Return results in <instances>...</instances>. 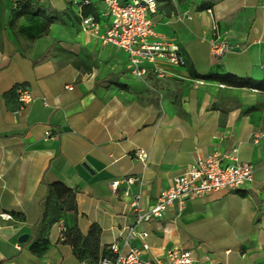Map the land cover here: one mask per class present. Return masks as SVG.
Instances as JSON below:
<instances>
[{"label":"crops","instance_id":"obj_1","mask_svg":"<svg viewBox=\"0 0 264 264\" xmlns=\"http://www.w3.org/2000/svg\"><path fill=\"white\" fill-rule=\"evenodd\" d=\"M15 1H4L5 21ZM39 1L65 12L66 23H52L34 41L0 27V264H83L60 240L58 222L44 254L29 248L40 234L49 184L76 190L78 213L69 222L83 236L100 226L102 255L115 241L127 248L134 194L150 208L187 165L214 152L226 164H252L253 181L192 198L182 211L175 203L163 218L143 223L150 247L141 257L190 249L194 264H264V91L198 77L227 71L264 79V0H158L157 33L178 42L188 58L185 67L167 66L163 78L134 76L123 49L83 30V0ZM88 8L99 14L105 0ZM182 13L192 18L178 19ZM214 25L241 48L214 56ZM19 86L33 97L24 106L17 91L6 98ZM49 129L56 136L45 139ZM138 148L149 153L146 163L135 156Z\"/></svg>","mask_w":264,"mask_h":264},{"label":"built area","instance_id":"obj_2","mask_svg":"<svg viewBox=\"0 0 264 264\" xmlns=\"http://www.w3.org/2000/svg\"><path fill=\"white\" fill-rule=\"evenodd\" d=\"M158 0H105V9L99 14L80 15L79 25L83 30L90 31L105 44H115L128 55V64L131 73L144 78L148 73L157 77L169 74L167 66L185 67L188 62L187 54L175 40L161 36L156 31V21L152 13L157 10ZM91 0H83L82 4H90ZM102 17L106 21H102ZM192 18L182 13L178 19ZM210 50L214 56H223L241 48L240 44L231 42L220 32L217 25L213 26L210 38ZM199 84L205 80L199 79ZM18 100L22 106L33 100L25 86L17 88ZM56 136L52 130L45 132V139ZM259 133H254V141H258ZM236 151V150H235ZM135 156L146 163L149 153L143 149L135 150ZM226 156L214 152L207 156H198L187 165L182 173L177 175L172 185L163 190L157 200L148 209L141 205V193L133 195L131 203L135 215L133 226H127L125 244L123 248L118 241L108 247V253L102 256L98 264H194L195 257L190 249H168L164 258L142 259L143 252L149 250L146 238L149 232L142 228L143 223L150 219L163 218L165 212L175 203L179 211L184 210L186 202L192 198L201 197L216 190H239L246 182L253 181L254 167L250 163H225ZM128 184L132 178L126 179ZM118 181L112 182L111 187L116 189ZM60 240L65 239V222L58 221ZM139 238L140 246H130L129 239ZM88 264V261H83Z\"/></svg>","mask_w":264,"mask_h":264},{"label":"trees","instance_id":"obj_3","mask_svg":"<svg viewBox=\"0 0 264 264\" xmlns=\"http://www.w3.org/2000/svg\"><path fill=\"white\" fill-rule=\"evenodd\" d=\"M5 0H0V27H8L16 40L34 41L47 35L50 25L54 22L66 23V13L57 12L48 2L39 0H16L15 6L10 9L8 19L5 21ZM91 4V3H90ZM90 4L85 5L83 15H89ZM80 19V18H79ZM198 77L217 81L233 87H247L264 91V79L258 80L252 77H240L227 71L211 72ZM17 89L6 94V98H17ZM78 213L76 190L66 186L62 182H54L48 185L45 197V209L41 217V230L39 237L30 244V250L41 256L50 245L49 232L52 226L59 220L65 222V239L62 242L72 245L76 255L89 264H98L99 259L109 251L100 254L101 227L94 224L88 235L83 236L76 223H70V217Z\"/></svg>","mask_w":264,"mask_h":264},{"label":"water","instance_id":"obj_4","mask_svg":"<svg viewBox=\"0 0 264 264\" xmlns=\"http://www.w3.org/2000/svg\"><path fill=\"white\" fill-rule=\"evenodd\" d=\"M28 238V234H22L19 238L20 241H26V239Z\"/></svg>","mask_w":264,"mask_h":264}]
</instances>
